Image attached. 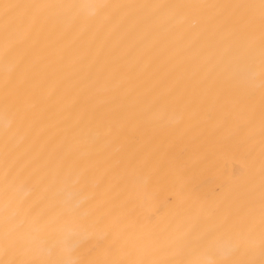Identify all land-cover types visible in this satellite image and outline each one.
<instances>
[{
  "label": "bare ground",
  "instance_id": "6f19581e",
  "mask_svg": "<svg viewBox=\"0 0 264 264\" xmlns=\"http://www.w3.org/2000/svg\"><path fill=\"white\" fill-rule=\"evenodd\" d=\"M0 264H264V0H0Z\"/></svg>",
  "mask_w": 264,
  "mask_h": 264
}]
</instances>
